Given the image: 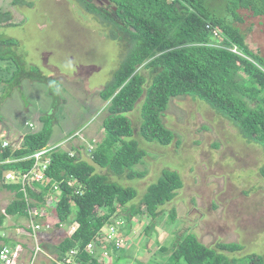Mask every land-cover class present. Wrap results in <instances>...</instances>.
<instances>
[{
    "label": "rangeland",
    "instance_id": "obj_1",
    "mask_svg": "<svg viewBox=\"0 0 264 264\" xmlns=\"http://www.w3.org/2000/svg\"><path fill=\"white\" fill-rule=\"evenodd\" d=\"M13 2L0 0V14H9L8 18L0 16V40L18 42V48L11 50L17 54L20 66L15 64L14 70L21 71L14 82L0 83V136L5 134L11 145L21 149L23 136L31 132L27 124L36 133L42 128V114L48 113L55 122L52 148L70 154L75 149L83 153L86 148L91 153L106 138L102 122L108 104L99 93L125 58L127 42L107 40L103 25L75 0H22L19 5ZM239 13L243 23L237 27L248 48L264 59V19L243 10ZM0 67L4 71L0 78L7 82L15 73L11 61L6 66L0 60ZM32 67L39 72L34 73ZM141 104L142 100L127 117L132 122V139L146 153L134 171L145 173V177L128 180L106 170L97 172L122 187L134 189L138 195L135 205H139L147 188L159 181L164 170L178 173L183 188L157 210L155 217L140 207V215L128 223L119 216L115 219L116 225L124 223L119 228L124 245L117 253L110 250V264L118 258V264L165 262L169 255L160 254V248H169L185 233L194 234L208 248L219 243L242 245V251L230 258H264V179L259 174L264 166V149L247 143L233 125L205 103L188 97L172 99L162 117L164 126L174 134L172 144L162 147L147 143L139 136ZM8 185L12 184L4 180L0 183V215L14 200L15 193L3 188ZM31 186L36 192L43 190L41 185ZM59 194V188L55 193L53 189L45 193L47 202L50 195ZM44 216L40 223L54 225L56 219L47 209ZM28 226L22 217H7L0 226V236L18 247L14 248L17 264L28 262L31 247L41 240L44 246L56 245L73 232V228H54L32 240L18 231ZM148 228L153 229L147 231ZM108 233V228L101 232L103 237ZM97 251L102 254V248ZM52 260L54 257L46 249L32 264H51Z\"/></svg>",
    "mask_w": 264,
    "mask_h": 264
},
{
    "label": "trees",
    "instance_id": "obj_2",
    "mask_svg": "<svg viewBox=\"0 0 264 264\" xmlns=\"http://www.w3.org/2000/svg\"><path fill=\"white\" fill-rule=\"evenodd\" d=\"M75 1L103 25L107 40H123L128 45L125 58L99 93L108 104L102 122L106 138L91 153L86 148L83 153L75 149L70 156L56 150L45 171L46 185L41 192L27 187L25 196L17 185L3 186L15 195L0 215V226L7 217L28 219L29 207L47 209L56 219L54 228H73L72 234L58 244L44 246L54 257L51 264H110L111 260L102 258L97 249L90 254L86 247L95 243V238L103 239L104 228L113 227L120 234L124 223L115 224L118 216L128 223L145 208L155 217L157 210L183 188L178 173L164 170L159 181L149 186L139 205H135L138 195L134 189L122 187L97 172L106 170L128 180L145 177V173L134 171L146 153L132 139V122L127 117L139 101L142 100L139 136L147 143L162 147L172 144L174 134L164 126L162 117L172 99L188 97L205 103L233 125L243 140L264 149V59L248 48L237 27L243 23L239 13L242 10L264 19V0H108L110 5L104 7L91 0ZM21 3L14 0L13 5ZM0 16L8 18L9 14ZM212 31L220 35L217 44L212 41ZM3 46L6 49H0V60L6 66L11 61L15 73L7 82L0 78L1 84L14 82L21 71L14 70L19 63L11 50L18 48V42L2 39L0 48ZM233 48L238 54L231 52ZM40 122L41 130L26 133L19 150L3 149L0 141V183L5 173H26L33 166V160L6 164L8 160H22L50 146L55 124L52 115L43 113ZM259 174L264 179V166ZM54 186L61 194L57 203L48 208L45 193ZM173 216L172 212L170 222ZM0 241L4 244L0 251L12 246L1 236ZM170 247L160 248V254L169 255L165 262L152 264H264L262 256L230 258L242 251L240 244L219 243L208 248L192 233L181 235ZM118 261L119 258L114 264Z\"/></svg>",
    "mask_w": 264,
    "mask_h": 264
},
{
    "label": "built area",
    "instance_id": "obj_3",
    "mask_svg": "<svg viewBox=\"0 0 264 264\" xmlns=\"http://www.w3.org/2000/svg\"><path fill=\"white\" fill-rule=\"evenodd\" d=\"M210 27H208L209 29ZM220 39V35L217 31H212V41H218ZM217 44V43H216ZM232 53L238 54V50L236 48L230 49ZM29 129L34 130L32 128L31 124H27ZM0 140L2 141V148H11L12 151L19 150V148H16L11 145L7 137H5V134L0 136ZM56 150L52 148L51 146H48L47 148L38 151L31 157L22 159V160H8L6 164H11V163H17V162H26L33 160V166L31 170H28L26 173H21V172H7L5 173V182L17 185L21 188L23 193L26 196V188L28 187L29 189H32L31 185L37 186L41 185L42 189H45L46 185V177H45V171L48 167V165L51 162V155L55 152ZM89 152V150L87 149ZM70 154V153H69ZM70 156H73V154H70ZM59 187L54 186L53 187V192L55 193V190H57ZM27 198V197H26ZM25 198V199H26ZM58 196L56 197L55 195H50V200L47 202V207L50 208L52 205L57 203ZM45 212L46 210L43 209H30V207L27 210L28 213V219L27 221L29 222V226L26 227L29 230H18L30 237L32 240H37L40 237L41 233L48 232L51 229H54V225L50 226L48 222L45 224L40 223V220H44L45 218ZM51 215V213H50ZM62 227V226H61ZM109 233L103 237V239L100 238H95V243H90L87 247L86 250L88 253L92 254L95 252V250L98 248H102V254L105 258H108L110 253V250L112 252H118L119 248H121L124 245L123 241V236L116 233L113 227H111L109 230ZM43 240H41L33 250L32 255L30 256V262H26L24 264H32L33 260L37 257V255L41 252L40 247L42 244ZM104 245H107L106 247H103ZM111 245V248L108 247ZM114 247V248H113ZM14 248L18 247H13V246H4L1 251H0V264H17V253L15 252ZM109 251V252H108ZM72 255L76 254V252H71Z\"/></svg>",
    "mask_w": 264,
    "mask_h": 264
},
{
    "label": "clouds",
    "instance_id": "obj_4",
    "mask_svg": "<svg viewBox=\"0 0 264 264\" xmlns=\"http://www.w3.org/2000/svg\"><path fill=\"white\" fill-rule=\"evenodd\" d=\"M87 150V149H86ZM5 175V174H4ZM4 181H5V177H4ZM26 221H27V218L25 219ZM27 228H25V229H22V230H26ZM28 230V229H27ZM4 245V244H3ZM2 245V246H3ZM36 245H34L33 247H31V248H33V250H34V247H35ZM40 247V250H41V252L38 254L39 256L42 254H44V242H42V244H41V246H39ZM33 250L30 252V256L32 255V253H33ZM115 253H117V252H115ZM37 255V256H38ZM99 255L102 257V258H105L104 256H103V254H100L99 253ZM105 259H108V260H111V258H105ZM28 262H30V260L28 261Z\"/></svg>",
    "mask_w": 264,
    "mask_h": 264
},
{
    "label": "water",
    "instance_id": "obj_5",
    "mask_svg": "<svg viewBox=\"0 0 264 264\" xmlns=\"http://www.w3.org/2000/svg\"><path fill=\"white\" fill-rule=\"evenodd\" d=\"M95 1L98 2L100 5H105V6H109L110 5L108 0H95Z\"/></svg>",
    "mask_w": 264,
    "mask_h": 264
},
{
    "label": "crops",
    "instance_id": "obj_6",
    "mask_svg": "<svg viewBox=\"0 0 264 264\" xmlns=\"http://www.w3.org/2000/svg\"><path fill=\"white\" fill-rule=\"evenodd\" d=\"M30 118H31V116H30ZM32 121H33V119H32Z\"/></svg>",
    "mask_w": 264,
    "mask_h": 264
},
{
    "label": "flooded vegetation",
    "instance_id": "obj_7",
    "mask_svg": "<svg viewBox=\"0 0 264 264\" xmlns=\"http://www.w3.org/2000/svg\"><path fill=\"white\" fill-rule=\"evenodd\" d=\"M95 1V0H94ZM96 2V1H95ZM98 3V2H97ZM99 4V3H98Z\"/></svg>",
    "mask_w": 264,
    "mask_h": 264
}]
</instances>
